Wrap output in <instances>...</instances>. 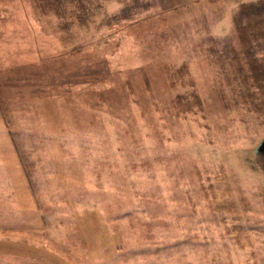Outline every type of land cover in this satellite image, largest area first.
<instances>
[{"label": "rangeland", "instance_id": "rangeland-1", "mask_svg": "<svg viewBox=\"0 0 264 264\" xmlns=\"http://www.w3.org/2000/svg\"><path fill=\"white\" fill-rule=\"evenodd\" d=\"M0 264H264V0H0Z\"/></svg>", "mask_w": 264, "mask_h": 264}]
</instances>
